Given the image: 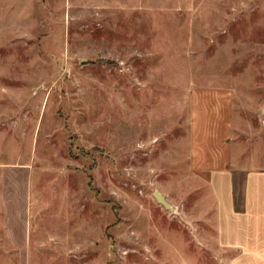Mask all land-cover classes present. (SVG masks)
<instances>
[{
    "label": "rangeland",
    "instance_id": "obj_1",
    "mask_svg": "<svg viewBox=\"0 0 264 264\" xmlns=\"http://www.w3.org/2000/svg\"><path fill=\"white\" fill-rule=\"evenodd\" d=\"M209 90L264 131V0H0V264H228Z\"/></svg>",
    "mask_w": 264,
    "mask_h": 264
},
{
    "label": "crops",
    "instance_id": "obj_2",
    "mask_svg": "<svg viewBox=\"0 0 264 264\" xmlns=\"http://www.w3.org/2000/svg\"><path fill=\"white\" fill-rule=\"evenodd\" d=\"M197 97L190 165L209 190L216 244L228 264H264V131L242 127L234 146L231 99L221 90Z\"/></svg>",
    "mask_w": 264,
    "mask_h": 264
},
{
    "label": "water",
    "instance_id": "obj_3",
    "mask_svg": "<svg viewBox=\"0 0 264 264\" xmlns=\"http://www.w3.org/2000/svg\"><path fill=\"white\" fill-rule=\"evenodd\" d=\"M156 195H157L158 200H159L162 204H164L165 206H167V207L170 208L169 204L165 201V199H164L160 194L156 193Z\"/></svg>",
    "mask_w": 264,
    "mask_h": 264
}]
</instances>
